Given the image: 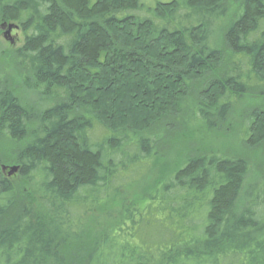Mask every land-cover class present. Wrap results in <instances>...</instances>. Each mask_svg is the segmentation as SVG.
<instances>
[{
	"label": "trees",
	"instance_id": "1",
	"mask_svg": "<svg viewBox=\"0 0 264 264\" xmlns=\"http://www.w3.org/2000/svg\"><path fill=\"white\" fill-rule=\"evenodd\" d=\"M222 1L0 0V37L23 39L4 52L22 84L0 77V264H264V174L244 156L190 154L129 202L175 132L264 95V0H242L228 52ZM248 112L259 156L264 108Z\"/></svg>",
	"mask_w": 264,
	"mask_h": 264
},
{
	"label": "rangeland",
	"instance_id": "2",
	"mask_svg": "<svg viewBox=\"0 0 264 264\" xmlns=\"http://www.w3.org/2000/svg\"><path fill=\"white\" fill-rule=\"evenodd\" d=\"M241 2L242 0H223L219 5L223 8L225 7V16L217 22L212 21V39H216L219 47H222L225 52L228 51L224 43V29H227L235 18ZM6 30L7 28L4 27L0 37V77L2 81L4 80L5 82L20 86L19 84H22L19 82L18 76L20 70L8 56L4 55V52L7 51L9 52L8 54H10L14 49L20 47L23 42L22 34L18 27L11 32L10 36H6ZM2 53L4 57H1ZM22 90L23 89L19 90L18 97L25 105L36 106L37 103H39L37 96L32 91L27 90L24 92ZM258 103L264 108V95L257 94L256 92L252 93L249 97H244L236 101L231 114L227 117L225 122L218 124L217 128L215 127L217 122H215V126H211V129L207 126H194L190 131L175 132L172 139L173 142L167 147L161 148L160 158L156 160L146 179L141 182V187L138 191L136 188L133 194L131 192L129 193L131 199L129 202L131 205L133 206L134 197L141 196L147 191H153L155 187L172 174L190 154L195 153L204 154L217 152L227 156H244L248 158L253 166L248 180L251 183L257 182L264 174V153L257 151L259 156L255 153H248L246 150L247 147L243 143L245 139H242V133L249 109L257 107ZM46 105L47 103L42 104L39 109H43ZM12 146L13 144L9 141L0 142V147L3 149L12 148ZM140 199L142 198L136 199L135 202L142 201L144 198L142 200ZM105 213L106 212H96L95 215L97 214L96 216L100 217ZM92 216L93 215L90 217Z\"/></svg>",
	"mask_w": 264,
	"mask_h": 264
},
{
	"label": "water",
	"instance_id": "3",
	"mask_svg": "<svg viewBox=\"0 0 264 264\" xmlns=\"http://www.w3.org/2000/svg\"><path fill=\"white\" fill-rule=\"evenodd\" d=\"M15 29H17V26L16 25L9 24L7 26V30H6V33H5L6 36H10L11 35V32L13 30H15ZM18 171H19V167H16V166L11 167V168H6V167L3 168V172L5 174H7L8 177H11L12 175L17 174Z\"/></svg>",
	"mask_w": 264,
	"mask_h": 264
}]
</instances>
